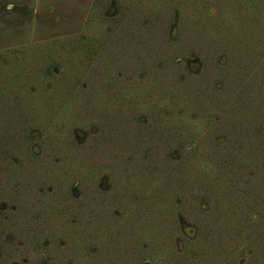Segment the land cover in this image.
<instances>
[{"label":"rangeland","instance_id":"rangeland-1","mask_svg":"<svg viewBox=\"0 0 264 264\" xmlns=\"http://www.w3.org/2000/svg\"><path fill=\"white\" fill-rule=\"evenodd\" d=\"M183 1L0 0V200H25L31 210L24 214L18 202L14 216L0 218V264H116L108 251L116 234L114 247L133 249L132 263L143 264L148 251H140L155 237L151 218L125 207L121 196L133 194L127 203L137 205L149 193L108 182L112 174L122 178L117 162L123 155L162 157L150 192L174 202L189 184L175 169L192 146L220 154V144H234L245 125L250 134L264 133V45L248 55L243 44L251 45L253 34L234 32L239 19L250 27L242 32L252 31L255 9L248 12L239 1L229 22L219 17L216 0H194L189 30L182 27ZM203 69L207 78L197 85ZM95 80L103 87L101 100H94ZM210 80L212 87L205 86ZM132 81L147 86L142 96L126 93ZM169 92L176 100L187 93L178 112L188 124L199 108L205 113L190 142H170L162 130ZM184 103H190L186 110ZM166 174L172 175L168 183L160 181ZM190 188L195 213L187 206L188 214L183 206L174 210L157 264H241L252 256L264 264V234L253 240L240 216L239 234L228 237V191L213 181ZM213 206L223 223L202 233L195 220Z\"/></svg>","mask_w":264,"mask_h":264},{"label":"trees","instance_id":"trees-1","mask_svg":"<svg viewBox=\"0 0 264 264\" xmlns=\"http://www.w3.org/2000/svg\"><path fill=\"white\" fill-rule=\"evenodd\" d=\"M136 3H140V1H148V0H135ZM217 1V8H218V15L221 18V15H224L223 18L225 21L228 19L230 22V14L233 12L230 10L233 8L234 11L235 5L238 4L239 1H244L246 11H250L251 8H254L253 15L255 17V23L253 27H251V32H242V29L250 28L248 27L247 21H243V19H239L237 21V26L235 31L237 34L239 33H248L251 35L250 37L253 38L252 44L250 45L249 41L244 42L243 47L246 51H248V55L250 51L253 53L258 50V47L264 45V0H216ZM184 4L183 11L185 17L182 19L183 28L189 29L191 28L188 23L190 19H193L195 15L194 9V0H184L182 2ZM190 3V4H189ZM216 3V2H215ZM191 8H190V6ZM189 7V10H185V7ZM242 17L245 14H242ZM249 17V15H246ZM233 24L236 23V18L234 17ZM234 27V26H233ZM245 27V28H244ZM192 30V29H189ZM202 34L207 35V31H203ZM232 35L235 36L236 35ZM195 35V34H194ZM208 36V35H207ZM244 36V35H243ZM180 37L179 39H181ZM237 41V40H236ZM236 49L239 48V42L236 43ZM169 51V50H168ZM167 51V52H168ZM167 52L162 55L163 57L167 55ZM168 59V58H167ZM127 62V60H124ZM108 61L103 60L102 65L108 69ZM210 68V67H209ZM208 68V69H209ZM206 69V68H205ZM203 71L198 75L194 82H197V85H201L207 78V70ZM210 74V73H209ZM169 75V74H168ZM211 76V75H210ZM172 78L171 75H169ZM195 79V76L192 77ZM96 81V88L98 90L94 95V100H101L102 99V84L99 83L98 80ZM174 82V80L172 79ZM175 83V82H174ZM131 87L126 90L128 95L134 96H142L147 90V86L144 84L140 87V84L135 85V83L131 82ZM173 84V83H172ZM174 85V84H173ZM176 85V83H175ZM212 87L213 83L211 80L208 84ZM207 86V87H209ZM203 87V88H207ZM65 93V92H64ZM168 95L169 100L168 106L169 108L166 109V105L164 104L162 108L163 115V127L162 130L165 133L166 137L169 138V141H187L190 142L192 140L193 130L198 127V125L203 121V117L205 113H201V108L197 111L195 117H192L189 124L187 121L182 119L184 115L178 112V109H181L182 106L179 104V100H184L183 92L180 95L179 100H176V95L174 92ZM191 94V92H189ZM185 96L187 93L184 94ZM67 100H74L72 95L67 97ZM143 101V100H138ZM148 103V102H144ZM254 103V102H253ZM152 105V104H151ZM184 108L186 110L187 106H190V103H184ZM156 105H153L155 107ZM156 110V109H155ZM155 124L159 127L158 120L155 118ZM188 125L190 126L187 129ZM252 127L249 125L244 126V130L246 132H240L241 130L236 131L238 132L239 137H234L233 139L234 144H232V140L227 139L225 142L220 144L221 149L220 154H217L213 147L209 150H205L206 148H202V152L198 147L190 148L188 151H191L190 155L184 154V158L179 161V166L175 169L176 176L180 175V179H184L187 181V186H185L184 194L179 201H172V198H166V195H157L153 192H150V188L154 180L159 178V163L162 162V157L160 160L156 159H148L145 160L144 156H140V160L133 158H129L126 154H124V159L121 162L123 166L120 167L119 176L122 178L114 177L112 174L111 178H109V183L112 186H116L119 182H127V184L135 185V189L138 192L146 191L149 193L147 198L143 201L142 204H128L127 201L132 198V195H127L126 193L122 194V198L124 200V206L127 208L137 207L141 210L138 211V214H141L144 210L145 215L149 214L151 218L150 222V229L149 235L155 233V237L151 242L147 240V246L142 247L140 252L148 251V254L143 256V264H157L156 260L160 258V254L166 252L167 244L166 242L169 240H164V235L169 234L168 231L169 226L171 225L172 221L174 220L173 212L178 206H183L186 213L188 214L187 207L191 210V216L193 217L195 213V209L193 207V200L195 199V194L193 189L190 188L191 186H195L198 189H201L203 185L210 183L211 181L215 182L216 186L220 189L227 190L229 193V200L224 205L225 211H227V215L224 218L222 213L217 209V207H210L209 209L203 211L199 218L195 221L197 222V226L200 227L201 232L203 233L204 229L209 231H213L214 233L219 231L220 227L218 223L222 221L226 230L228 232V237L231 238L233 236H237L239 231L236 228V224L238 223L236 218H239L242 224H245L249 230L253 231L249 234L253 235V240L259 241L262 234H264V133L261 131L259 134H250L248 131ZM264 130V128L262 129ZM185 137V138H183ZM189 138V139H187ZM253 141V146H249V143ZM202 141H198V145L201 146ZM204 151V153H203ZM222 158L225 160L222 161ZM63 160H66V156L63 157ZM249 168V172H245V170ZM232 169V170H231ZM80 175V174H79ZM172 175L166 174L162 177V180L166 183L167 180L171 181ZM176 178V179H177ZM231 179H237L238 183H232ZM173 180V179H172ZM175 180V177H174ZM173 180V181H174ZM74 184L80 188L81 182L78 184V180L74 181ZM83 184V183H82ZM171 184V182H170ZM195 188V189H196ZM81 189V188H80ZM172 190V189H171ZM171 190H168L171 194ZM187 206V207H186ZM116 208H118L116 206ZM79 209V208H78ZM150 209H154L151 211ZM221 210V209H220ZM243 211L246 213L245 216L243 215ZM223 212V211H222ZM224 213V212H223ZM134 213L133 215H138ZM253 214V215H252ZM143 218V217H142ZM173 218V219H172ZM240 227V225H239ZM211 229V230H210ZM52 230V229H51ZM211 231V232H212ZM213 235V234H212ZM211 235V238H212ZM264 237V236H263ZM163 238V239H162ZM211 239L213 242L218 241L217 238ZM120 241V237L116 234L113 240V243H118ZM111 244L108 248L110 253V259L116 261V264H133V260L135 253L132 249L129 252H125L123 249L119 248L118 246ZM78 245V243H76ZM253 247V246H252ZM75 248L79 249L78 246ZM257 253L256 250L252 249V254ZM258 254V253H257ZM96 260H100L99 257L95 258ZM264 260V258H263ZM100 264H104L103 261H99ZM85 264V263H82ZM210 264H220L214 260L210 261ZM227 264V263H226ZM241 264H261L259 257H250L245 262Z\"/></svg>","mask_w":264,"mask_h":264},{"label":"flooded vegetation","instance_id":"flooded-vegetation-1","mask_svg":"<svg viewBox=\"0 0 264 264\" xmlns=\"http://www.w3.org/2000/svg\"><path fill=\"white\" fill-rule=\"evenodd\" d=\"M16 199H18V196H16ZM19 202V200H18ZM17 201H13V200H10V201H6V200H0V218H4L6 216H9V214L11 216H14V213L15 210L17 209ZM6 203H8V206L6 205ZM20 204V211H22L24 214H31V210L30 209H27L28 207V204L25 200H20L19 202ZM10 212V213H9ZM28 212V213H27ZM25 216V215H24ZM17 217V216H16Z\"/></svg>","mask_w":264,"mask_h":264}]
</instances>
